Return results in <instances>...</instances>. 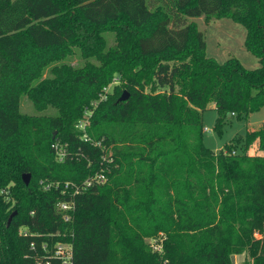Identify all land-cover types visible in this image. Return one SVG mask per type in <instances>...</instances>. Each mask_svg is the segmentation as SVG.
<instances>
[{
    "label": "trees",
    "instance_id": "1",
    "mask_svg": "<svg viewBox=\"0 0 264 264\" xmlns=\"http://www.w3.org/2000/svg\"><path fill=\"white\" fill-rule=\"evenodd\" d=\"M159 5L0 0V264H61L62 243L73 264H264V125L218 153L203 125L264 108V0ZM200 17L243 25L260 67L209 57Z\"/></svg>",
    "mask_w": 264,
    "mask_h": 264
},
{
    "label": "rangeland",
    "instance_id": "2",
    "mask_svg": "<svg viewBox=\"0 0 264 264\" xmlns=\"http://www.w3.org/2000/svg\"><path fill=\"white\" fill-rule=\"evenodd\" d=\"M160 0H147L148 3L151 4L153 8L159 7ZM162 7V6H161ZM231 20V19H228ZM189 21H192V19H189ZM194 22V21H193ZM229 22H234L233 20ZM237 28H240L242 32L236 31V33H233L232 35H236L237 38L236 42H230L232 45L230 46L231 51H227L224 49V42H220L222 46L218 43V37H217V30L215 27H213V23L210 27H206V31H202L205 33L206 36V44H207V55L210 57H213L216 59L219 63H223L228 58L229 52L232 53L229 58L234 57L240 60V62L243 64V66L247 69H256L260 67V63L258 59L247 49H241L243 48V33L246 31L245 27L239 23H235ZM202 26V25H201ZM235 31V30H233ZM246 33V32H245ZM240 34V36H239ZM109 44L114 45V38L113 36H109ZM227 48V47H225ZM67 63L73 65V66H81L84 63V60H82L78 54L69 56V58L66 60ZM50 68L46 70L45 77L49 76ZM115 84L109 85L107 88V93L115 94V96H119V98L123 95V93L118 94V92H115L114 90ZM101 99L105 100L107 99V96H102ZM21 111L25 114L33 115L40 113L38 112L33 104L27 99V97L22 98L21 103ZM92 113L89 112V114L85 115L84 118L87 119L85 130L88 131V128L91 127V121L90 116ZM218 119V112L214 109V104H210L209 108L203 113V125H204V144L207 148L211 149L213 152L218 153L220 152L226 145L233 143L237 139L244 140L247 136V132L252 128H260L264 124V108L260 111L252 113L248 119L239 120L237 117L235 118H229L225 121V123L222 126L221 132H218L215 127L217 124ZM83 119L80 121L82 122ZM108 151V150H107ZM110 152V151H108ZM109 154V153H108ZM251 154L256 155L260 154L264 156V152H260L258 150V146H253L251 150ZM13 214V213H12ZM10 218V217H9ZM236 264H245V257L240 256L236 257Z\"/></svg>",
    "mask_w": 264,
    "mask_h": 264
},
{
    "label": "built area",
    "instance_id": "3",
    "mask_svg": "<svg viewBox=\"0 0 264 264\" xmlns=\"http://www.w3.org/2000/svg\"><path fill=\"white\" fill-rule=\"evenodd\" d=\"M87 119L83 120L82 122H79L77 127L86 132L85 127H86V123H87ZM85 138H87V136L85 135ZM62 156V155H61ZM108 157V155H107ZM106 180L105 176L103 174H99L97 175V177H95L94 179H89L88 181H86L87 185H91L93 181H96L97 183H104ZM54 185V184H53ZM56 187H59V185L55 184ZM71 186L70 183H66L65 185V189H64V193L69 189V187ZM50 188V186L47 187V189ZM78 189H76V193H78ZM61 209L63 211H69L71 209H74L73 205H69L67 203H62L61 204ZM152 243V247L154 250L156 251H161L162 250V246L161 243L159 242H151ZM54 258L58 259L61 261V264H73V248L71 244H58L55 252H54ZM42 264V263H39ZM45 264H50L49 261H47Z\"/></svg>",
    "mask_w": 264,
    "mask_h": 264
},
{
    "label": "crops",
    "instance_id": "4",
    "mask_svg": "<svg viewBox=\"0 0 264 264\" xmlns=\"http://www.w3.org/2000/svg\"><path fill=\"white\" fill-rule=\"evenodd\" d=\"M192 21L197 23V25L201 31H202L203 27H204L203 30L206 31V29L208 27H210L213 23V25H214L213 27H215L217 30L218 43L222 46V44L220 42H222V41L224 42L223 46H224V49L226 50V52L231 51L230 46L232 44L230 42H234V41L236 42L235 38H237V37H236V35H232V34L236 33V31L242 32V30H240V28H237V26L235 24L236 22H229L231 20H228V19H211V20L207 21L204 17H200V18H194V19H192ZM233 30H235V31H233ZM245 32L243 33V46H242L243 48H241V49L245 48V46H244V42H245V38H246ZM239 36H240V34H239ZM205 38H206V36H205ZM225 47H227V48H225ZM231 54L232 53L229 52L228 56H230ZM228 56H227V58H229ZM262 126H260V127H262ZM257 129H259V128H257ZM257 129L252 128L250 130H257ZM251 155H253V154H251Z\"/></svg>",
    "mask_w": 264,
    "mask_h": 264
},
{
    "label": "water",
    "instance_id": "5",
    "mask_svg": "<svg viewBox=\"0 0 264 264\" xmlns=\"http://www.w3.org/2000/svg\"><path fill=\"white\" fill-rule=\"evenodd\" d=\"M130 97V94L125 91L123 93V95L119 98V101L120 102H125L129 99ZM23 181L25 183L26 186H28L30 184V181H31V174H24L23 175ZM17 215V211L13 212V214H11L9 220H8V225L11 224L12 220L14 219V217ZM232 263L233 264H236V257L235 256H232Z\"/></svg>",
    "mask_w": 264,
    "mask_h": 264
}]
</instances>
